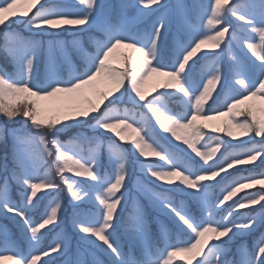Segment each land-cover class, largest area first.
Listing matches in <instances>:
<instances>
[{"label":"snow or ice","instance_id":"1","mask_svg":"<svg viewBox=\"0 0 264 264\" xmlns=\"http://www.w3.org/2000/svg\"><path fill=\"white\" fill-rule=\"evenodd\" d=\"M14 23L31 35L4 34L0 116L25 123L0 126V213L19 229L0 225V261L264 264V0H0V26ZM154 74L164 79L146 91ZM247 165L260 170L229 171ZM134 167L155 218L128 192Z\"/></svg>","mask_w":264,"mask_h":264},{"label":"rangeland","instance_id":"2","mask_svg":"<svg viewBox=\"0 0 264 264\" xmlns=\"http://www.w3.org/2000/svg\"><path fill=\"white\" fill-rule=\"evenodd\" d=\"M107 3H109L110 5L111 4H117L120 2V0H106ZM187 2H191V0H187ZM230 20H232L234 22V19L229 17ZM15 31V32H18L24 36H30L31 33L28 32L24 25L20 24V23H14L11 25V28H9L7 25L5 26H0V67H4L6 68L8 71H12V65L9 64V65H6L4 63V59L6 58V55H5V52H4V47H5V33L8 32V31ZM65 35V38H68L70 39V37H68L67 33L64 34ZM223 47V45H222ZM118 51H128L127 49H122V50H118ZM234 52L240 56L241 58H244V59H247L249 57H251L252 59H255L254 57L251 56V53L248 52L246 49H242L239 45H234ZM115 63V61H113ZM225 62H227V56H225ZM203 63V61L201 62ZM200 67V65H198ZM199 69V68H198ZM40 73L42 74L43 72V66L41 65L40 69H39ZM65 78H67V73H65ZM164 78L163 77H160L158 75H153V77L150 78V81H149V85L146 86V91H150L151 90V85L156 83V82H159V81H162ZM101 88L104 87L103 84L100 85ZM46 104H52L54 103L53 101H46L44 102ZM119 107L121 109H123L124 107H128V108H132L133 105L131 104H128V103H122L119 105ZM150 115V114H149ZM226 119V117H220L218 118L217 120L215 121H207V120H200V123H205V124H209V125H221L222 126V122ZM25 123V120L23 117H19L17 118V122L16 123H9L7 122V120L5 118H3L2 116H0V126H5V127H9V128H13V127H19L21 125H23ZM29 130L31 131V126H30V122H29ZM88 135H91V131L89 130L87 132ZM216 135H221V137L225 140H230L229 137L226 136V134H216V133H213V136H216ZM72 136L71 135H65V134H62L61 135V139H64V140H69L71 139ZM113 139H117L118 141V138L116 137H112ZM161 143L164 144L166 147H168L170 150L174 151V152H177L179 155H183L184 153L181 152L177 147L176 145L177 144H181V142H176L174 140V138H172L171 141L169 140H165L163 138H161ZM235 143V142H233ZM87 147V146H85ZM181 147L183 148H186L187 146L186 145H181ZM129 149H130V145H129ZM190 151V150H189ZM194 155V154H193ZM219 155V154H218ZM130 158H132L130 156ZM143 159V158H141ZM157 163H160V161H158L156 158H149ZM196 159H199V158H196ZM103 160L105 162V164L107 163V154L105 153L104 156H103ZM258 163V162H257ZM8 166L11 167L12 166V158H11V140H9V159H8ZM262 168H264V165L261 166ZM260 169L259 168H255L253 165H247L245 166L244 169H242L240 172H237L235 170H229L231 173H232V176H235V177H239L241 175H247L249 172H258ZM67 175L69 176H72L71 173H68ZM219 179V178H217ZM144 181V177L143 175L139 172V169L138 167H134L132 169V176H131V180L128 182V192L131 193V196H135L136 197V200L139 204H141L144 208H146L150 215L155 218L157 215H159L157 213V211L151 207L149 201L142 195V194H137V190H136V187L135 185L138 183V182H143ZM161 184V182L157 181L155 184H152L151 187L153 188H156V190H163L159 187V185ZM165 187H167V185H165ZM257 188L259 186H256ZM256 188H252V189H245L239 193H237V195L235 197H233V200H237L241 197H243L246 193H251L253 191H255ZM123 191V189H122ZM216 192L217 194L219 193V186H217L216 188ZM54 195V194H53ZM127 195V193H126ZM48 197H45V200H47ZM66 202V208H65V211H64V214H63V223L61 225L62 228L65 229V231L68 232L69 236L72 237V243H73V248H75V244H76V241L79 240V236L76 235L73 230H72V226H71V222H70V217H71V212H72V206H71V203H68L67 202V198L65 200ZM232 201H227L225 203V206L226 207L228 204H231ZM134 207V204H133V200L131 199V197L127 200V202L125 204H122L121 206H118V210H117V214L120 216V220H121V242L123 244H129L131 243V239L129 237V235L124 231V228H123V222L128 218L129 216V213L132 211ZM257 208H259V206L257 205L256 206ZM123 208V211H121L120 209ZM241 212H245L247 211L246 209H242L240 210ZM161 219H164L163 216H161ZM0 225H4V226H7V228L13 233V234H16L18 235L19 234V229L18 227L16 226L15 222L10 218V216H5L3 213H0ZM152 228L155 229V223L152 224ZM262 228H264V226H262ZM259 233H257L258 235ZM54 235V234H53ZM51 238H49V241H50ZM251 240L252 238L251 237H248V236H244V237H240V238H237L236 242L234 243L233 245V251H235V246L238 245L239 243L243 242V241H247L249 244H251ZM188 255L187 253H180L178 254L177 256V259L179 260L181 257L184 258V260H187L188 258ZM42 259H47V258H42ZM0 264H11V261L9 260H3V261H0ZM38 264H40V262H38ZM56 264H59V262L57 261ZM193 264H195V261H193Z\"/></svg>","mask_w":264,"mask_h":264},{"label":"trees","instance_id":"3","mask_svg":"<svg viewBox=\"0 0 264 264\" xmlns=\"http://www.w3.org/2000/svg\"><path fill=\"white\" fill-rule=\"evenodd\" d=\"M4 63L6 64V65H9V64H11L8 60H7V58H5L4 59ZM199 65V64H198ZM196 66L197 67V69L199 68V66ZM152 217V216H151ZM153 218V217H152ZM153 224H154V222H153Z\"/></svg>","mask_w":264,"mask_h":264}]
</instances>
